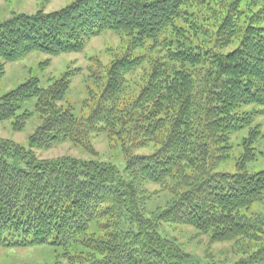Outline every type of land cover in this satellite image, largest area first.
I'll return each instance as SVG.
<instances>
[{"label": "trees", "instance_id": "obj_1", "mask_svg": "<svg viewBox=\"0 0 264 264\" xmlns=\"http://www.w3.org/2000/svg\"><path fill=\"white\" fill-rule=\"evenodd\" d=\"M187 25L196 35L203 29L208 44H187ZM108 31L125 36L128 49L111 64L86 120L61 105L74 72L48 87L31 77L0 99V123L14 119L16 132L32 117L19 114L24 102L36 99L41 119L28 149L0 139V245L82 243L85 255H66V264H202L163 225L192 227L213 243L264 241V214H243L264 202V170H248L263 139L255 120L264 116V0H76L51 13L18 14L0 22L1 66L35 52L81 53ZM147 45L149 57L134 55ZM145 64L147 81L129 100V77ZM197 67L207 68L202 80L189 70ZM244 131L237 170L220 172L231 158L232 136ZM100 133L121 144L122 172L103 161L35 153L67 141L87 146L88 136ZM151 146L150 154L138 153ZM150 184L171 196L154 212L147 210L156 193ZM92 227L100 234H88ZM261 261L264 245L235 264Z\"/></svg>", "mask_w": 264, "mask_h": 264}, {"label": "rangeland", "instance_id": "obj_2", "mask_svg": "<svg viewBox=\"0 0 264 264\" xmlns=\"http://www.w3.org/2000/svg\"><path fill=\"white\" fill-rule=\"evenodd\" d=\"M76 0H0V22H5L18 14H34L40 10H45L47 13L59 11ZM217 4L216 9L219 10ZM205 8V7H204ZM203 10L204 17H211V11L207 7ZM211 22V21H209ZM243 25V20L241 21ZM184 26V25H183ZM187 27H189L187 25ZM189 33L183 35L187 37V44L193 45L207 43L209 37L203 34H197L193 27L187 29ZM197 38H194V37ZM209 36V35H208ZM208 44V43H207ZM211 43L208 47H211ZM128 49V39L125 36L118 35L112 31L103 33L102 35L90 40L84 51L81 53L65 54L59 57H51L43 53H32L22 60L1 66L0 62V99L7 93L15 90L21 84L25 83L31 77L39 78L43 87H48L51 79L61 78L64 73L74 72L70 90L61 104L64 108H70L75 116L86 120L93 109L96 107L101 94L107 84L108 70L117 58H120ZM149 46L143 49L134 51L135 56L149 57ZM229 48L226 52L231 50ZM157 53L152 57L156 58ZM51 59L49 65L47 62ZM148 64L140 68L133 76H130L129 81L132 82L127 97L132 100L138 94V87H143L146 79H143ZM206 67H197L194 70H189L202 80L205 75ZM197 86V92H198ZM202 89L201 87L199 88ZM128 100V101H129ZM36 99L24 102L21 106L19 114L25 111L32 113L26 128L22 132H16L13 129L14 119L0 123V139L13 141L20 146L28 149L29 139L41 124L40 115L35 112ZM249 111L258 109L257 107H247ZM256 124H260L262 128L263 139L256 145V161L248 165V170L251 173L264 170V116H259L255 120ZM247 131L235 134L231 138V158L220 167V172L233 173L236 169L237 160L241 158L244 148L242 139ZM87 146L77 145L72 141L60 143L49 150H35L37 157L40 159H54L63 156H71L83 160H98L106 163H111L118 167L120 172L125 168V156L123 154L121 144L118 140L110 138L106 133L98 135L91 134L86 141ZM155 150V146L138 151L139 154H150ZM11 163L17 167H24L25 164L20 158H13ZM149 190L154 196L147 204L148 212H154L158 208L166 206L167 201L171 196L162 191L163 187L156 184L148 185ZM243 214L249 217L254 215L262 216L264 214V202L253 205L249 210L243 211ZM164 232L169 238L176 240L183 246L184 250L200 260L202 264H235L239 261L249 258L254 253L258 246L262 247L264 241L259 242L247 241L240 239L225 243H213L210 239V234H202L196 229L184 225H163ZM264 229V226L262 227ZM100 234V230L92 227L88 234ZM259 235L264 238V233L259 232ZM84 239V238H82ZM87 249L82 246V243H76L73 246L65 249L54 245H39L29 246L27 248L5 247L0 245V264H66L64 257L66 255L86 253ZM81 254V253H80ZM85 255V254H84ZM257 264H264L261 261Z\"/></svg>", "mask_w": 264, "mask_h": 264}]
</instances>
